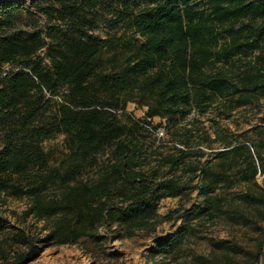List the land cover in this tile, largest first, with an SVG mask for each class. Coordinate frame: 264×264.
I'll return each mask as SVG.
<instances>
[{
  "label": "trees",
  "instance_id": "16d2710c",
  "mask_svg": "<svg viewBox=\"0 0 264 264\" xmlns=\"http://www.w3.org/2000/svg\"><path fill=\"white\" fill-rule=\"evenodd\" d=\"M34 2L52 21L45 33L15 28L17 13L29 8L0 0V194L25 199L22 220L45 223L39 232L6 235L0 264H28L37 243H71L102 226L115 224L118 236L152 230L156 202L181 194L194 177L202 200L186 214L263 229L256 174L264 138L223 129L211 138L194 120L180 121L212 106L228 115L264 96V0H149L137 8L131 0ZM101 23L115 30L101 38L93 32ZM106 48L118 50L104 62ZM4 63L13 66L2 75ZM128 101L145 105L144 117L127 112ZM154 116L168 137L156 134ZM57 134L67 151L54 165L40 143ZM91 166L93 175L80 177ZM191 226L162 237L156 252L172 250ZM4 241L17 247L6 251ZM212 245L227 262L244 250L225 240ZM248 253L264 264V240Z\"/></svg>",
  "mask_w": 264,
  "mask_h": 264
},
{
  "label": "rangeland",
  "instance_id": "374dc122",
  "mask_svg": "<svg viewBox=\"0 0 264 264\" xmlns=\"http://www.w3.org/2000/svg\"><path fill=\"white\" fill-rule=\"evenodd\" d=\"M137 8L147 4L149 0H131ZM29 8L20 10L15 18L14 27L25 30L47 31V26L52 21H48L45 14L37 11L34 7V0H22ZM115 30L101 23L93 29V32L101 38L107 37ZM122 30L116 31V36ZM118 48H106L103 50L101 59H106ZM43 55L44 51L39 52ZM44 61L48 63V59ZM12 64L2 65V75L12 68ZM64 87L62 88V90ZM58 99V98H56ZM126 111L134 117H144L145 105H139L134 101H128ZM194 120L195 125L207 129L210 137H214L215 129H223L229 133L239 134L244 132L246 137L257 141L260 137L264 138V96H261L256 103H249L233 109L228 115L219 114L216 106H212L202 113L191 112L180 121V123H190ZM152 123L161 126L157 127L156 134L160 137H168L165 134V122L159 116L152 118ZM190 125V124H188ZM4 124L0 121V143ZM64 135L57 134L54 137L41 141L42 148L48 154L50 164L58 165L66 158L64 145ZM217 146L218 142H212ZM210 151L211 149H206ZM211 156L208 152L203 159ZM105 155L98 156V160H103ZM95 166L86 167L81 171L80 177L88 178L93 175ZM256 179L264 186V168L257 171ZM198 178L193 180L182 189L179 195H166L156 202L158 222L152 230H140L130 236H118L122 230L115 224L102 226L98 232L92 236L80 237L74 242L63 244L37 243L35 255L28 264H204L213 261L212 264H263V261L256 260L248 252H255L264 240L263 229H256L255 226L231 223L224 219L217 220L212 224L198 220L194 216L185 213V210L193 204H198L202 196L198 194L195 184ZM242 188V187H241ZM25 199L16 197H5L0 194V217L5 220V224L0 229V243L6 235L15 228H24L29 232H39L45 221H35L28 217L22 220L19 215L26 207ZM178 208L177 212H173ZM172 214L170 215V213ZM258 225L264 226V221L257 219ZM191 224L192 228L185 235L184 239L165 254L156 252L157 242L162 237L169 236L178 227ZM228 241L237 244L244 250L234 254V259L227 262L212 243L215 241ZM6 251L17 245H10L7 241L3 242Z\"/></svg>",
  "mask_w": 264,
  "mask_h": 264
}]
</instances>
